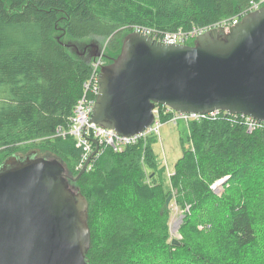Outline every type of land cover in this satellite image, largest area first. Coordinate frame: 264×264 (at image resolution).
<instances>
[{
  "label": "trees",
  "instance_id": "1",
  "mask_svg": "<svg viewBox=\"0 0 264 264\" xmlns=\"http://www.w3.org/2000/svg\"><path fill=\"white\" fill-rule=\"evenodd\" d=\"M251 1L0 0V164L34 151L58 159L72 179L82 168L75 136L56 129L70 124L91 64L63 37L105 43L104 65L135 27L155 35L210 25ZM155 107L168 121L172 111ZM186 124L188 143L167 181L156 135L120 151L101 145L69 179L88 202L90 264H264V122L249 129L247 116L219 111ZM172 200L182 212L178 243L170 233Z\"/></svg>",
  "mask_w": 264,
  "mask_h": 264
},
{
  "label": "water",
  "instance_id": "2",
  "mask_svg": "<svg viewBox=\"0 0 264 264\" xmlns=\"http://www.w3.org/2000/svg\"><path fill=\"white\" fill-rule=\"evenodd\" d=\"M98 81L90 120L121 135L147 128L156 104L264 122V4L228 31L213 27L193 44L131 31L118 55L102 65ZM90 139L95 148L78 176L99 149ZM78 176L72 179L58 159L34 151L10 155L0 164V264H90L88 202L69 182Z\"/></svg>",
  "mask_w": 264,
  "mask_h": 264
},
{
  "label": "built area",
  "instance_id": "3",
  "mask_svg": "<svg viewBox=\"0 0 264 264\" xmlns=\"http://www.w3.org/2000/svg\"><path fill=\"white\" fill-rule=\"evenodd\" d=\"M263 4H264V0H252L248 5V7H246V9L241 13H238L237 15H234L230 18L222 19L210 25H193L187 29L179 28L175 31H168L162 33L157 32L155 33V35H152L154 30L147 28L135 27L134 31L148 34L153 38H155L156 40L165 43H188L191 40H195V38L199 34L213 27L222 28L223 30L228 31L230 27H232L233 25L238 23V21H240L239 17H241L242 14L251 12L259 8ZM103 63H104L103 51H101L100 54L93 57L90 62L91 74L89 79L84 83V92L82 96L78 98V100L74 105L73 114L70 117V124L68 125L67 128L58 126L56 129V135L65 136L67 134H71L75 136L76 145L78 147H81V151H82L81 160H80L81 162L80 165L82 166L87 160L88 156L95 148V144L91 141L90 138L96 139L99 144V147L101 145H108L114 151H120L126 145L135 144L141 139H146L150 135L157 136L159 134V128L163 122L161 120L160 115L158 114L159 113L158 108H155L154 110L153 122L141 132L133 135H121L117 133L114 129L92 122L90 119L92 115V109L96 100V96L98 94V87H99L98 78ZM89 88H91V92L94 94V96L88 94L87 91ZM170 110L172 111V114L168 121H172L174 123H176L179 120L185 122L192 119L199 120L202 117L215 116L219 112V110H214L205 114H200V113H183V112L174 111L172 109ZM247 119H249V129H252L254 127V122L259 121L249 116H247ZM92 158L93 157H91V160ZM90 162L88 163L87 168L91 164ZM219 181L220 180L216 181L213 184L214 190L216 189L215 184H217Z\"/></svg>",
  "mask_w": 264,
  "mask_h": 264
},
{
  "label": "rangeland",
  "instance_id": "4",
  "mask_svg": "<svg viewBox=\"0 0 264 264\" xmlns=\"http://www.w3.org/2000/svg\"><path fill=\"white\" fill-rule=\"evenodd\" d=\"M134 31V30H133ZM62 39V37H61ZM63 42L67 43L69 45V48L72 50L71 53L74 55H77V51H82V44L83 43H99L98 40L93 39L91 37H87L82 40H75L68 39L63 37ZM105 43L100 45V50L104 53V46ZM75 46V47H73ZM104 57V56H103ZM90 63V61H89ZM188 143V129L187 124L185 121L179 120L176 123L172 121H166L162 122V125L159 128V134L156 136V141L153 144L154 151L157 154V159L160 163V165L165 166V177L167 181V176L169 173H171L173 169V165L175 161L181 156L183 147L186 146ZM38 156H46V158L50 155H47L43 152H36ZM216 186V193L220 194L223 190L222 183L218 182L215 184ZM171 208V216H170V233H171V239L172 238H181L180 233L178 232L179 225L182 220V212L179 207L176 206L174 201L170 203Z\"/></svg>",
  "mask_w": 264,
  "mask_h": 264
},
{
  "label": "flooded vegetation",
  "instance_id": "5",
  "mask_svg": "<svg viewBox=\"0 0 264 264\" xmlns=\"http://www.w3.org/2000/svg\"><path fill=\"white\" fill-rule=\"evenodd\" d=\"M75 47V46H73ZM71 50V49H70ZM72 51V50H71ZM98 52L100 54L101 50L99 47V43H83L82 51H77V55L80 58L85 59L86 61H90L93 58V55ZM104 56V53H103ZM107 64V63H105Z\"/></svg>",
  "mask_w": 264,
  "mask_h": 264
}]
</instances>
